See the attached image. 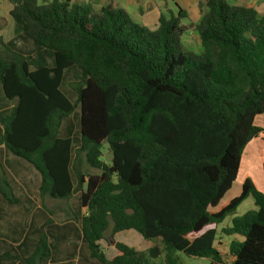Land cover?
Listing matches in <instances>:
<instances>
[{"label": "trees", "instance_id": "1", "mask_svg": "<svg viewBox=\"0 0 264 264\" xmlns=\"http://www.w3.org/2000/svg\"><path fill=\"white\" fill-rule=\"evenodd\" d=\"M10 2L14 36L0 41L9 52L0 55V86L12 106L0 116V143L39 172L40 196L77 194L70 233L79 263L157 264L120 241L106 257L105 232L113 239L133 229L160 240L163 264H182L177 252L222 264L217 227L251 195L256 209L220 232L235 235L230 264H264V191L245 178L240 193L213 210L261 131L254 118L264 114V14L205 0L193 53L181 41L180 7L152 30L110 5ZM16 42L30 47L10 49ZM67 69L76 72L75 102L61 89ZM80 156L95 172L79 171ZM261 169L264 178V161ZM49 252L41 232L30 256L3 253L0 264H34Z\"/></svg>", "mask_w": 264, "mask_h": 264}, {"label": "crops", "instance_id": "2", "mask_svg": "<svg viewBox=\"0 0 264 264\" xmlns=\"http://www.w3.org/2000/svg\"><path fill=\"white\" fill-rule=\"evenodd\" d=\"M43 1L48 2L51 0ZM68 1L69 3L75 2L81 5H88L93 9H99L103 5H110L113 8H122L129 14L133 21L146 27H150L152 30L157 27L159 16L161 14L165 15L164 12L166 11L176 14L178 8L180 7L185 13V17L181 19V24L186 27L184 33H188L190 31L193 33L194 25L198 22L201 14L199 4L203 0H171L174 4V9L171 8L170 3L168 4L167 1H164L165 5L163 8L162 4L158 3L156 0ZM235 4L253 7L258 13L264 14V0H236ZM11 8L12 3L10 0H0V35L2 34L4 36L3 38L0 37V41L2 43H6L13 36L14 22L10 15ZM26 46H28L27 49H29V44H21L20 42H16L12 48L18 50L21 49V47ZM6 54H9V52L4 46L0 44V55ZM2 93L3 92L0 88V116L4 113L5 109L7 111L12 106V102L5 99ZM254 124L260 127L261 131L246 144L244 149L247 148L248 152L257 149L256 156H258V160L261 161L264 160V117L256 115L254 118ZM78 169L83 173H93V171H91L92 168H90L86 162H84L82 156H80L78 160ZM4 172L5 175L3 174ZM6 175L9 176L16 184L17 190L20 193V197L15 196V188H11L8 182L9 179L6 177ZM248 178L252 181L250 177ZM236 179L237 176L235 180ZM39 184L40 175L33 165L22 158L7 153L4 150L3 144L0 143V254L10 253L12 255L18 256L20 259L27 258L33 253L35 243L38 241L40 233L44 232L46 239L49 242L50 254L45 261L38 260L35 261L34 264H80L79 257L74 255L73 244L78 242V240L73 238L70 233L73 228L78 227V223L74 220L76 217L73 214L79 210L78 203L64 202V204L56 206L57 211L64 212L65 214L63 221L57 222L55 221V214L53 215L52 212V210H55V199L57 198L44 195L48 196L50 203H43L42 196L39 194ZM260 189L264 191V186ZM2 192H4V194L7 196H11L10 198L12 202H9L6 198H4ZM73 195L77 194L75 193ZM34 197L37 198L34 199ZM14 206L19 208V219H16L13 222L12 218L7 213V209ZM82 212L83 210L81 209V213ZM55 224L62 228L58 229ZM115 235L116 233L113 235V237ZM220 236H224V234L219 231L217 232L216 240ZM226 237L231 240L233 237H235V235ZM99 244L103 252L109 251L110 255H106L107 258H110L116 254V250L113 246L114 240L111 241L110 247H106L107 249L101 245L100 241ZM78 249L79 246L75 250L78 251ZM20 259L9 260L6 262V264H24L22 261H20Z\"/></svg>", "mask_w": 264, "mask_h": 264}, {"label": "rangeland", "instance_id": "3", "mask_svg": "<svg viewBox=\"0 0 264 264\" xmlns=\"http://www.w3.org/2000/svg\"><path fill=\"white\" fill-rule=\"evenodd\" d=\"M40 1H43V0H38V2H40ZM156 1L158 3H161L163 8L165 5L164 1H167L168 4L170 3L171 8L174 9V4L171 0H156ZM204 1L205 0H203L201 3L204 4ZM228 3L235 4L236 0H228ZM202 8H204V5H202ZM163 12H164V10H163ZM164 13H165V15L164 14L163 15L166 17H168L170 15L169 11H166ZM13 22H14V20H13ZM147 28L152 29L150 27H147ZM13 36H14V29H13ZM13 36H12V38H13ZM0 37L3 38L4 36L1 34ZM11 39H9V40H11ZM181 41L183 43V46L188 51L193 52V53H196L198 51V46L196 43V34H195L194 30H193V33H192V31H190L188 33L187 32L183 33V35L181 36ZM27 47L28 46H26L25 48L27 49ZM11 48L12 47L10 46V49ZM76 82H77V78H76L75 70L74 69L65 70L64 75H63V81L61 84V89L66 94V96L69 98V100L71 102H75L76 96L74 95V88L76 86ZM1 91H2V89H1ZM76 111H78V108H76L74 111H72V113H71L72 115L70 114L72 118H74V113ZM259 116L264 117V114H259ZM66 125H68V122L64 120L60 125V129H63L64 127H66ZM61 133L62 132L60 131V135H61ZM102 151H103V153H105L107 151V143L106 142H103V144H102ZM247 152H248L247 148L243 150V153L241 156V166H240L239 173L237 175V179L234 181V183L232 184L229 191L225 194V196L213 208V210L220 208V206L223 205L224 203H226L230 198L239 194L240 190H241L242 182L244 181L245 178L250 177L252 179L254 185L258 189H260L264 186V178H263L262 169H261V165H262V162L264 160H261V161L258 160V156H256L257 149L253 150L251 152H248V153ZM254 158H255V160H254ZM91 171L95 172L94 169H91ZM3 174L5 175V172ZM6 177H8V179H9L8 182H9V185L11 186V188H13V187L15 188V196L20 197V193L17 190L16 184L14 183V181L9 176L6 175ZM36 198L37 197H34V199H36ZM76 199H77V195H72L68 199H63V198L62 199H60V198L55 199V210H52L53 215L55 214V221L62 222L63 218L65 217L64 212L56 210V206H60L61 204H64V202H68V203L69 202H75V203L77 202L78 203V201ZM42 202L45 204H49L50 202H49L48 196H42ZM253 209H256V206L254 205L252 196L249 195L239 204L235 213L227 216L218 225L217 232H219L224 227L230 226L232 217L240 216L244 212H246L248 210H253ZM7 213L12 218L13 222L16 219H19V208L17 206H14L12 208L7 209ZM104 236H105V240H101L100 242H101V245L105 248L106 247L108 248L111 246L112 240L123 242V243H125L131 247H134L137 250H143L148 255H149L150 249L157 248L158 254L155 258H153V260L157 264H163V253L160 251L162 244H161L160 240L157 238L149 239V240L144 239L137 231H135L133 229L123 230V231L117 232L112 240L109 236V230H107L105 232ZM224 236H220L219 238H217V240L214 242V244L222 253V256H223V263L222 264H230L231 255L228 253V245H229L230 239L227 238L226 235H224ZM104 253H105V255H108V256L110 255L109 251H107V252L104 251ZM177 254H178L179 259H180L182 264H209L210 263V259L207 257H194V256L186 255L182 252H177Z\"/></svg>", "mask_w": 264, "mask_h": 264}, {"label": "water", "instance_id": "4", "mask_svg": "<svg viewBox=\"0 0 264 264\" xmlns=\"http://www.w3.org/2000/svg\"><path fill=\"white\" fill-rule=\"evenodd\" d=\"M112 157H113V154L110 153V152H107V153L105 154V160H106V161H110ZM157 254H158V249H157V248H152V249H150V251H149V256H150L151 258H155V257L157 256Z\"/></svg>", "mask_w": 264, "mask_h": 264}]
</instances>
